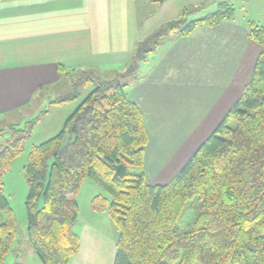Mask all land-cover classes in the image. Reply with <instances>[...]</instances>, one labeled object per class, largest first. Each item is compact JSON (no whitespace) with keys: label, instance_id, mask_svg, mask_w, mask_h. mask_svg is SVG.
I'll return each mask as SVG.
<instances>
[{"label":"trees","instance_id":"obj_1","mask_svg":"<svg viewBox=\"0 0 264 264\" xmlns=\"http://www.w3.org/2000/svg\"><path fill=\"white\" fill-rule=\"evenodd\" d=\"M232 13L222 1L217 11L188 21L183 9L138 42L131 64L115 79L82 70L72 80L74 91L51 101H73L81 86L96 84L58 135L33 146L24 166L27 237L43 264H70L80 251L74 226L77 193L86 178L105 193L92 199V208L107 212L118 230L114 264H264V26L249 24V37L261 47L250 80L168 183L147 180L150 135L142 110L126 91L138 77L139 63L170 35L218 26ZM58 72L70 79L79 70L58 64ZM35 123L11 126L23 134L0 146V264L18 230L3 178ZM195 197L198 214L183 227L180 218Z\"/></svg>","mask_w":264,"mask_h":264},{"label":"crops","instance_id":"obj_2","mask_svg":"<svg viewBox=\"0 0 264 264\" xmlns=\"http://www.w3.org/2000/svg\"><path fill=\"white\" fill-rule=\"evenodd\" d=\"M147 1L0 0V114L60 82L58 64L85 70L132 61L145 26L139 2ZM166 41L163 58L141 61V73L127 87L150 135L144 168L152 184L171 181L211 134L250 80L261 51L249 25L232 19ZM80 214L79 205L74 229L80 251L70 264H114L118 230L109 214L92 206L88 219ZM18 254L14 264H43L32 248Z\"/></svg>","mask_w":264,"mask_h":264},{"label":"rangeland","instance_id":"obj_3","mask_svg":"<svg viewBox=\"0 0 264 264\" xmlns=\"http://www.w3.org/2000/svg\"><path fill=\"white\" fill-rule=\"evenodd\" d=\"M222 1H225L233 8L232 21L237 20L238 23L246 25L254 23L264 26V0H148L146 6H143L139 2V5H141L138 10L139 15L145 23L144 29L141 32V40L146 39L154 30L160 28L163 24L177 19L183 9L188 11L187 20L191 21L217 11ZM166 39L155 55H149L147 57V61L151 60L150 65L155 62L156 58L158 60L163 58V54L161 53L166 50L167 43H169ZM130 62L125 65H113L112 62H108L110 65L85 70L92 71L96 76H100L105 80H112L119 73H123L131 64ZM146 62L140 65L144 69H148L147 66H144ZM81 71L79 70V72L74 73L70 79L64 76L60 82L37 90L38 94L36 97L26 105L20 106L16 110L10 109L0 114V146L2 147L9 140L23 134L20 131L16 132L11 126L25 129L28 126V121L37 120L29 135L23 140V151L15 158L11 168L4 174L3 178L4 193L9 200L10 206L14 210L18 228L13 248L8 254L5 264H14L17 251L19 252L18 255H23L24 252L26 253V250L32 248L27 237L28 212L26 201L29 195V185L24 172V166L31 149L33 146L39 145L58 135L64 129L69 115L96 87L94 83L81 86L77 99L62 104L51 103L56 97L74 91L73 81L79 78ZM139 72L141 73V69ZM210 123L212 122H208L206 125ZM213 124L215 125L217 122H213ZM231 125L233 126L235 124L232 123ZM67 136L69 137L68 133ZM103 193V189L90 178H86L83 181L77 193V200L81 209L80 217H86L88 219L87 211L91 210L92 199ZM40 205H42V201H40ZM199 206L200 202L197 197L188 204L180 218L183 227L193 223L198 214ZM116 232L118 236V231Z\"/></svg>","mask_w":264,"mask_h":264},{"label":"water","instance_id":"obj_4","mask_svg":"<svg viewBox=\"0 0 264 264\" xmlns=\"http://www.w3.org/2000/svg\"><path fill=\"white\" fill-rule=\"evenodd\" d=\"M161 1H163V0H161Z\"/></svg>","mask_w":264,"mask_h":264}]
</instances>
